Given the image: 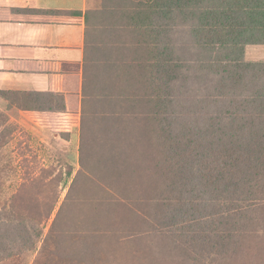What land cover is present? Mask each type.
Listing matches in <instances>:
<instances>
[{"label": "trees", "instance_id": "trees-1", "mask_svg": "<svg viewBox=\"0 0 264 264\" xmlns=\"http://www.w3.org/2000/svg\"><path fill=\"white\" fill-rule=\"evenodd\" d=\"M26 15L10 19L83 22L84 55L47 71L46 92L0 91V149L17 112L64 142L77 129L78 168L19 162L0 264H264V61L245 58L264 46V0Z\"/></svg>", "mask_w": 264, "mask_h": 264}, {"label": "crops", "instance_id": "crops-1", "mask_svg": "<svg viewBox=\"0 0 264 264\" xmlns=\"http://www.w3.org/2000/svg\"><path fill=\"white\" fill-rule=\"evenodd\" d=\"M98 0H0V91L46 92L47 71L80 70L84 55V24L60 21H15L17 13L79 12ZM31 18V17H30ZM246 51V50H245ZM6 103L0 98V111Z\"/></svg>", "mask_w": 264, "mask_h": 264}, {"label": "rangeland", "instance_id": "rangeland-1", "mask_svg": "<svg viewBox=\"0 0 264 264\" xmlns=\"http://www.w3.org/2000/svg\"><path fill=\"white\" fill-rule=\"evenodd\" d=\"M245 58L249 61H264V46L247 47ZM0 112L2 113V111ZM5 114L7 120L4 123V128L10 126L13 130L7 143L0 149V174L2 175L0 180L3 181V184L0 182V187L5 190V197L0 198V201L8 198L20 183V175L24 174L25 168L20 169L19 162L26 164L28 170L32 169L33 173L38 174L42 167L52 165L54 168L60 169L59 165L62 163L60 160L65 158L75 173L78 168L77 129H75L70 143L64 142L53 136L47 129L32 123L23 114L11 111ZM0 120L3 119L0 118ZM2 127H0V132ZM66 188L62 191L61 200L66 193ZM49 223L50 221L44 226V231L48 229ZM33 258L34 253H29L25 255L20 264H31Z\"/></svg>", "mask_w": 264, "mask_h": 264}]
</instances>
